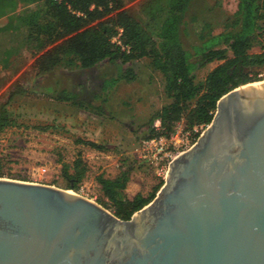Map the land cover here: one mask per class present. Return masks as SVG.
Here are the masks:
<instances>
[{
    "label": "water",
    "instance_id": "water-1",
    "mask_svg": "<svg viewBox=\"0 0 264 264\" xmlns=\"http://www.w3.org/2000/svg\"><path fill=\"white\" fill-rule=\"evenodd\" d=\"M253 84L217 101L127 221L72 191L0 178V264H264V81Z\"/></svg>",
    "mask_w": 264,
    "mask_h": 264
},
{
    "label": "trees",
    "instance_id": "trees-1",
    "mask_svg": "<svg viewBox=\"0 0 264 264\" xmlns=\"http://www.w3.org/2000/svg\"><path fill=\"white\" fill-rule=\"evenodd\" d=\"M125 1L0 0V68H7L22 49L40 54L34 61L37 75L57 68L88 70L101 62L126 66L118 77L102 86V93L93 97L97 105L79 100L75 92L42 88L57 102L98 114L111 87L135 78L130 64L145 59L160 74L168 100L149 118L146 140L171 137L181 121L185 130L210 124L223 95L259 81L248 70L264 67V0H236V10L225 18L221 32L213 34L211 25L202 23L199 43L189 47L184 46L182 36L186 34V13L192 0H142L136 14L124 9ZM19 4L29 9L15 14ZM119 30L121 47L111 42ZM256 47L259 52L253 53ZM211 63L217 65L203 80L196 81L195 72ZM23 91L14 87L0 102V134L16 126L8 106ZM155 120L160 123L158 129L152 126ZM84 144L102 150L99 145ZM130 163L123 162L114 178H95L106 201L102 207L123 221L150 203L162 186L159 183L146 197L138 193L128 198L125 190L130 181ZM86 172L80 154L71 164L61 163V177L67 189L74 192Z\"/></svg>",
    "mask_w": 264,
    "mask_h": 264
},
{
    "label": "rangeland",
    "instance_id": "rangeland-1",
    "mask_svg": "<svg viewBox=\"0 0 264 264\" xmlns=\"http://www.w3.org/2000/svg\"><path fill=\"white\" fill-rule=\"evenodd\" d=\"M141 1L126 0L124 9L136 14ZM236 6V0H220V3L218 0H192L186 13V34L182 36L184 46L199 43L202 23H209L213 34L220 33L223 21L235 12ZM28 9L19 4L15 14ZM252 52H259V48ZM39 55L22 49L7 68H0V102L14 87L24 90L13 97L8 106L16 126L0 134L2 179L72 191L101 206L106 201L95 178L98 175L114 178L123 162H132L129 164L132 167L130 181L125 190L128 198L138 193L146 197L159 183L163 185L159 174L165 157L157 154L158 145L146 143L150 139H144V134L149 118L168 100L163 94L160 74L149 67L148 61L142 59L131 63L135 78L129 82L119 81L111 87L102 112L94 114L70 103L57 102L42 88L50 86L53 90L75 92L79 100L97 105L99 102L93 97L102 93V86L109 79L118 77L126 66L101 62L88 70L57 68L48 74L37 75L34 61ZM216 65L211 63L197 70L196 81L203 80ZM248 71L259 81H264V67ZM152 126L158 129L159 121L155 120ZM180 128L189 131L184 129L181 121L174 133ZM84 143L99 145L102 150L92 149ZM78 154L86 163L87 172L78 191L74 192L67 189L61 177V163L71 164ZM38 168L46 169V173L32 178L31 173Z\"/></svg>",
    "mask_w": 264,
    "mask_h": 264
},
{
    "label": "built area",
    "instance_id": "built-area-1",
    "mask_svg": "<svg viewBox=\"0 0 264 264\" xmlns=\"http://www.w3.org/2000/svg\"><path fill=\"white\" fill-rule=\"evenodd\" d=\"M120 30L118 34L111 39V42L117 46L121 47V43L119 40ZM209 124L206 125H198L194 126L191 131H184L181 128L175 131V133L169 138H153L150 139L147 144H152L153 146H159L157 150L158 155H162L165 157V164L161 165L160 174L163 184L166 180L169 166L173 162L175 158L179 155L189 151L195 144L197 139L207 130ZM46 173V169L38 168L33 170L31 173L32 178H39Z\"/></svg>",
    "mask_w": 264,
    "mask_h": 264
},
{
    "label": "bare ground",
    "instance_id": "bare-ground-1",
    "mask_svg": "<svg viewBox=\"0 0 264 264\" xmlns=\"http://www.w3.org/2000/svg\"><path fill=\"white\" fill-rule=\"evenodd\" d=\"M261 83V81H259V82H255L253 85H258V84H260ZM69 193H72V192H69Z\"/></svg>",
    "mask_w": 264,
    "mask_h": 264
}]
</instances>
